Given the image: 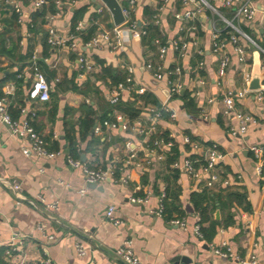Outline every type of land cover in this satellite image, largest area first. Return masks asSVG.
Returning <instances> with one entry per match:
<instances>
[{
  "label": "crops",
  "instance_id": "0c3cea01",
  "mask_svg": "<svg viewBox=\"0 0 264 264\" xmlns=\"http://www.w3.org/2000/svg\"><path fill=\"white\" fill-rule=\"evenodd\" d=\"M34 1L19 0L22 8L19 17L0 0V96H7L8 111L14 120L21 123L28 119L44 137L47 149L61 155L53 160L25 155L23 146L28 144L13 137L9 128L0 124V253L3 252L6 264H44L47 259L51 264H123L116 251L125 241L132 243L142 264H173L177 256L189 258L190 264H242L214 254L211 245L219 247L224 242L242 260L255 255L258 264H264V173H258V162L250 151L252 146L264 149V105L257 102L254 94L237 98V109L252 116L255 122L245 134H230V128H238L239 122L234 115L225 116L221 93L223 88L243 89L242 67L229 46L232 65L223 88L218 86L219 58L212 51V34L207 23L210 15L200 17L199 31L191 36L187 32L189 24L174 17L182 10L179 0H169L166 5L164 0H142L133 14L139 24L149 20L148 13L155 12L160 17V37L170 47L164 67L166 71L181 68L173 81L182 90L179 96L170 97V77L156 81L146 69L149 61H158L159 52L154 44L123 30L126 52H112L104 46L50 47L48 18L54 13L53 0L41 9L34 7ZM98 4V1L77 0L74 6L62 7V15L53 24L58 34L69 36L74 32L75 15L78 23L86 24L81 43L111 29L115 25L113 15L104 4L103 13L99 14ZM163 6L164 10L160 11ZM230 15L227 17L231 18ZM260 20L258 14L256 23ZM204 24L207 30L203 29ZM92 30V37L86 41ZM179 37L189 39L184 56L171 49L173 40ZM194 37H198L197 43ZM260 42L264 43V39ZM198 49L204 52L203 56L197 54ZM35 52L40 71L52 87L50 101L46 103L28 97L35 79L32 69ZM86 55L95 67L91 73L78 63ZM253 59L254 53L249 48L250 66L243 70L252 71ZM200 62L204 63L201 70ZM128 66L134 68L136 88L124 92L119 103L137 113V119H130L128 113L110 103V91L115 85L103 73L105 68H111L127 76ZM139 89L144 92L138 93ZM161 106L173 110L175 117L165 113L153 122L150 110L159 111ZM23 109L29 112L28 116L22 113ZM107 113L109 117L103 119ZM118 115L124 116L129 129L111 128ZM88 119L95 120L92 127L85 126ZM153 127L156 131L152 134ZM141 130L148 134H141ZM163 133L174 141L172 147L162 149L165 158L159 160L149 143ZM185 137L199 142L202 148L193 151L185 143ZM69 138H73L76 151L70 149ZM212 145L225 155L218 166L222 181L213 189L206 187L205 176L193 179L184 169L174 173L172 164L169 167L167 163L169 154L176 149L180 152L177 161L191 159L199 168L206 149ZM133 154L135 158H131ZM83 155L86 161L82 160ZM67 156L91 168L107 169L115 165V170L109 179L95 187L86 184L82 171L68 165ZM3 180L19 182L25 199L18 202ZM166 187L169 188L165 200L167 215L158 217L154 213L159 207L158 195ZM82 189L84 193L80 192ZM206 193L217 196V202L216 206L212 201L204 203L212 218L200 224L192 195ZM231 194L244 199L241 203L234 198L230 201ZM145 195L150 196L146 203L130 201ZM219 201L226 206L222 208ZM110 206L116 207L115 217L122 224L116 226L106 219ZM175 218L185 219L187 229L171 225ZM213 220L220 223L216 225V235L211 239L199 238L194 228L200 225L207 230ZM14 232L21 236V246L17 256L10 258L5 247ZM51 236L53 239H49ZM78 244L86 250L84 256H79Z\"/></svg>",
  "mask_w": 264,
  "mask_h": 264
},
{
  "label": "built area",
  "instance_id": "2783aa9c",
  "mask_svg": "<svg viewBox=\"0 0 264 264\" xmlns=\"http://www.w3.org/2000/svg\"><path fill=\"white\" fill-rule=\"evenodd\" d=\"M99 2L100 7L97 12L102 14L104 11V6L101 0H96ZM49 0H35L34 7L41 9L48 4ZM56 11L49 16L50 27L48 30L47 43L50 47L63 49L66 46L72 49H78V47L84 46V48L91 49L104 46L109 51L112 52H126L127 47L125 46L122 32L126 30L130 36L143 39L148 36L149 29L151 25L156 27L161 26V20L156 13L153 16L152 21H146L143 24H139L134 18L133 14L136 8L142 0H118L122 7V13L125 18L123 24L116 26L114 25L111 29L103 30L98 36H94L86 43H81L80 38L84 34L86 29V24L79 22L73 33L69 36H60L58 30L54 27L55 21L62 15V7L69 5L74 6L77 0H53ZM182 10L176 12L174 17L178 21H183L189 24L187 32L191 36H196L200 28V17L202 15L209 14L207 17L209 28L212 34V51L219 58V70H218V86L223 88V82L227 75V71L232 65V53H229L228 47L233 49V56L235 57L237 63L242 67V83L243 89L232 91L224 90L222 94V100L224 103V114L229 117L234 115V117L239 122L238 128H230V134L232 136H237L239 134H245L251 123L255 120L252 116L245 114L237 109L236 99L245 98L247 95L254 94L257 102L264 105V90L251 92L248 91V83L251 80V70H243L245 67L250 66L248 60L249 48L253 47L254 50L258 51L261 55V69L264 71V47L260 44V40L264 39V0H179ZM4 3L12 7L13 12L18 14L19 17L22 15V8L19 4V0H4ZM165 5L169 3V0H164ZM105 5V4H104ZM160 8V11L164 10ZM191 7V8H189ZM227 14H231L227 17ZM261 15V20L258 23L257 16ZM21 22L19 18V23ZM203 29L207 30V24L203 25ZM185 28H182V32ZM259 38L260 40L256 39ZM196 43L198 37H194ZM154 45L158 48V61H149L146 64V69L150 71L156 81H161L165 76L170 77V97L179 95L182 86L177 82L173 81V77L180 75L181 68L176 67L174 70L166 71L164 67V61L166 55L170 49L165 43L162 42L160 37L154 40ZM189 48V39L185 37H179L174 39L171 44V49H173L176 54L184 56ZM197 54L203 56L204 52L198 49ZM91 58L86 55L79 58V65L86 70L87 73L95 71L93 62ZM33 64L32 69L34 71V81L29 88L28 97L29 100L34 102L46 103L50 101V94L52 87L48 83L44 74L40 71L38 66V54L35 52L32 56ZM204 63L200 62L198 67L199 70L203 69ZM127 77L124 82L115 85L110 91V103L114 106L118 105L120 102L121 95L128 89L132 90L135 87L133 74L134 68L128 66ZM144 90L139 89L138 93H143ZM8 101L7 96H0V124L7 126L11 132V135L18 138L24 144H28V147L23 146V152L27 156H35L37 158H47L50 160L55 159L57 156L61 155V152H53L47 149V144L42 135H40L36 129L31 125L28 119L23 122H18L14 120L8 111ZM164 109V108H163ZM153 113L152 121L155 122L162 117L160 111L151 109ZM165 113L169 114L172 118L175 117V112L170 109H164ZM25 116L29 115L26 109L22 110ZM112 129L121 128L122 130L129 129L124 116L118 115L115 122L111 124ZM97 132L100 129H96ZM152 134L156 131L153 127L151 129ZM141 134L147 135L148 133L144 130L140 131ZM151 135V134H150ZM185 143L191 146L193 151H199L202 146L199 142L191 140L189 137H185ZM173 143L171 141H166L164 138L157 137L154 140L153 146L151 147L152 153H154L159 160H163L165 157L162 153L163 148L172 147ZM250 151L253 154L254 159L258 162V173L263 175L264 173V149L260 146H252ZM67 163L73 169H78L82 171L85 176L86 184H98L104 182L110 178L114 173L115 165L110 166L107 169L103 168H91L86 163L74 159L71 156H67ZM131 158H135L133 154ZM224 153L219 150L216 145L209 146L205 151V157L201 167H196V161L191 159H186L183 162L175 161L171 168L174 170L184 169L187 174L193 178L198 179L200 176L206 177V187L209 189L215 188L222 181V175L218 171V166L224 160ZM200 169V170H199ZM4 184H8L11 187L15 198L18 202H22L25 198L23 196V190L19 182L13 181L9 182L3 180ZM227 185L228 183L225 182ZM85 192V189L80 191ZM149 195L145 197H133L130 201L134 204H143L148 201ZM167 199L166 188H163L158 195L159 207L154 213L158 217L165 216V200ZM55 208V206H53ZM117 211L115 206H110L106 212V219L118 226L122 224L119 218L115 217V212ZM171 225L180 227L186 230L188 224L185 219L175 218L170 221ZM194 232L199 238H203L201 233V226L197 225L194 228ZM53 239V237H49ZM130 241H125L124 244L116 251L117 256L122 261L123 264H142L140 259L135 255L133 248L131 247ZM21 246V236L18 232L12 234V238L6 248V256L14 257L20 251ZM213 252L220 258L223 259H236L242 264H258V259L255 255H250L249 259H241L239 256L233 254L232 249L229 247L228 243L224 242L219 247L211 245ZM1 249V248H0ZM79 256H84L86 250L81 244L77 245ZM44 264H51V260L47 259Z\"/></svg>",
  "mask_w": 264,
  "mask_h": 264
},
{
  "label": "trees",
  "instance_id": "16d2710c",
  "mask_svg": "<svg viewBox=\"0 0 264 264\" xmlns=\"http://www.w3.org/2000/svg\"><path fill=\"white\" fill-rule=\"evenodd\" d=\"M51 10L53 11V12H55L56 11V7H55V4H54V2H52V5H51ZM148 16H149V20L148 21H152V18H153V16L154 15H156V13L155 12H151V13H148L147 14ZM17 16V15H16ZM78 21H79V19H78V15H75V18H74V27L73 28H75L76 27V25L78 24ZM159 27H156V26H154V25H151L150 26V29H149V34H148V36H146V37H144L143 39H144V41L145 40H147V43H149L150 45H153L154 44V40L156 39V38H158V37H160L161 35H160V33H159V29H158ZM94 33V30H92L90 33H89V36H88V39H86V41H88L91 37H92V34ZM161 38V37H160ZM163 42V41H162ZM164 43V42H163ZM103 73H107L108 74V77L110 76L111 78H112V80H113V83L112 84H114V85H117V84H119V83H121V82H124L125 81V79H126V75L124 74H121L120 72H118V71H115V70H113V69H111V68H105L104 70H103ZM176 96H179V95H176ZM176 96H174V97H176ZM117 107H119V109L120 110H122L123 112H125V113H128L129 114V116L131 117L130 119H133V118H135V119H137L138 118V114L137 113H135V112H132L131 110H129V109H127L126 107H124L123 105L121 106V104L119 103L118 105H116ZM161 113H162V116H164L165 115V111H164V109H163V107L161 106L159 109H158ZM109 116H108V113L107 114H105L104 116H103V119H107ZM134 119V120H135ZM95 124V120H93V119H88L87 121H86V123H85V126H89V127H92L93 125ZM89 130H87V132H88ZM162 138H164L166 141H174L173 139H171L170 137H169V135L168 134H165V133H163V134H161L160 135ZM160 136H155V137H153L152 139H151V141H150V143H149V145H150V147H152L153 146V143H154V140L157 138V137H160ZM70 139V149L71 150H74V151H76V148H75V142H74V140H73V138H69ZM179 156H180V152L179 151H177L176 149L174 150L173 149V151H172V155L171 154H169V156H168V159H167V163H168V165H169V167H170V165L171 164H173L175 161H177V159L179 158ZM174 173H180V170H172ZM174 177H176V175L174 176ZM166 192H167V196H168V192H169V188L168 187H166ZM233 198L234 199H236L237 201H239L240 203L242 202V200L244 199V197L243 196H239V195H233V194H231V196L229 197V200L231 201V200H233ZM213 202L214 204H213V206H216V202H217V196H211V195H209V194H205L204 196H201V195H199V194H193L192 195V202H193V204H194V207H195V209H196V211L198 212V214L200 215V224H203L205 221H208L209 220V218H212V216L210 215L209 216V212H208V208L207 207H205L204 206V203H209V202ZM219 203H220V205L222 206V208H224L226 205L225 204H223L221 201H219ZM216 208V207H215ZM165 215H167V210H165ZM169 218V217H168ZM212 223H211V225H210V227L207 229V230H205V229H203L202 227H201V233H202V235H203V238H205V236L206 237H208L209 239H211V238H213L215 235H216V225L218 224V225H220V223H218V222H216V221H211ZM229 224H230V222H229ZM2 249V248H1ZM0 249V250H1ZM0 262L1 263H4V264H6V262H5V260H4V258H3V252H1L0 253Z\"/></svg>",
  "mask_w": 264,
  "mask_h": 264
},
{
  "label": "water",
  "instance_id": "95a60500",
  "mask_svg": "<svg viewBox=\"0 0 264 264\" xmlns=\"http://www.w3.org/2000/svg\"><path fill=\"white\" fill-rule=\"evenodd\" d=\"M93 2H96V0H92ZM103 4L110 10L111 14L114 18V23L116 26H119L124 23L125 18L122 13V7L119 4L118 0H101ZM98 7H100V4H98ZM251 50L254 53V59H253V67L251 72V80L248 83V91L251 92H257L264 90V73L261 69V55L258 51L254 50L253 47H251ZM82 160L86 161V156H82ZM93 186H97V184H93ZM220 214L217 213V218L219 219ZM173 264H190L191 260L186 257H180L177 256L172 260Z\"/></svg>",
  "mask_w": 264,
  "mask_h": 264
},
{
  "label": "rangeland",
  "instance_id": "374dc122",
  "mask_svg": "<svg viewBox=\"0 0 264 264\" xmlns=\"http://www.w3.org/2000/svg\"><path fill=\"white\" fill-rule=\"evenodd\" d=\"M260 44L264 47V43L260 42Z\"/></svg>",
  "mask_w": 264,
  "mask_h": 264
}]
</instances>
